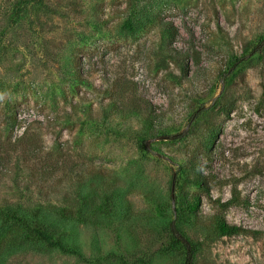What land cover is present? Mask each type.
I'll use <instances>...</instances> for the list:
<instances>
[{
  "label": "rangeland",
  "instance_id": "374dc122",
  "mask_svg": "<svg viewBox=\"0 0 264 264\" xmlns=\"http://www.w3.org/2000/svg\"><path fill=\"white\" fill-rule=\"evenodd\" d=\"M15 204L65 213L83 257L4 264H184L173 228L191 264H264V0H0Z\"/></svg>",
  "mask_w": 264,
  "mask_h": 264
},
{
  "label": "trees",
  "instance_id": "16d2710c",
  "mask_svg": "<svg viewBox=\"0 0 264 264\" xmlns=\"http://www.w3.org/2000/svg\"><path fill=\"white\" fill-rule=\"evenodd\" d=\"M202 181L198 183L203 184ZM106 203L107 201L103 199V204ZM61 217L58 218L57 214L53 217L51 210H47L46 207L31 208L30 206L15 204L0 209V264H4L9 256L21 249L44 251L40 250L39 247L50 250L57 249L64 254L83 257V252L80 250L76 238L65 230L67 216L64 213ZM217 225L221 236L237 233L254 235L256 233L235 224H229L224 219L218 220ZM171 235L172 242L169 249L182 245L186 253L184 264H191L194 248L176 228L171 230Z\"/></svg>",
  "mask_w": 264,
  "mask_h": 264
}]
</instances>
